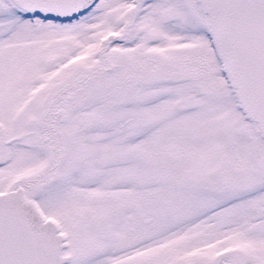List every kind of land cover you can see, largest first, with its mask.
Segmentation results:
<instances>
[{
    "label": "snow or ice",
    "instance_id": "1",
    "mask_svg": "<svg viewBox=\"0 0 264 264\" xmlns=\"http://www.w3.org/2000/svg\"><path fill=\"white\" fill-rule=\"evenodd\" d=\"M0 264H264V0H0Z\"/></svg>",
    "mask_w": 264,
    "mask_h": 264
}]
</instances>
